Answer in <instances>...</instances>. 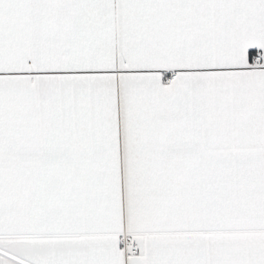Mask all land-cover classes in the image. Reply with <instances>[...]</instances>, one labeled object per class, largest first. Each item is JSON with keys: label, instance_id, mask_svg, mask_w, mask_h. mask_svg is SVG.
I'll return each instance as SVG.
<instances>
[{"label": "snow or ice", "instance_id": "obj_1", "mask_svg": "<svg viewBox=\"0 0 264 264\" xmlns=\"http://www.w3.org/2000/svg\"><path fill=\"white\" fill-rule=\"evenodd\" d=\"M0 264H264V0H0Z\"/></svg>", "mask_w": 264, "mask_h": 264}]
</instances>
